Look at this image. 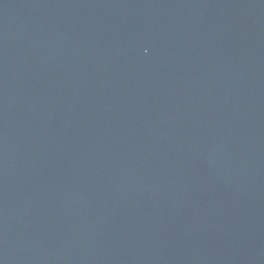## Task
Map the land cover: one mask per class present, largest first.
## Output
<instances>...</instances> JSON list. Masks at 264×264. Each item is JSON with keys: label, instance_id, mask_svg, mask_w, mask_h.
Returning a JSON list of instances; mask_svg holds the SVG:
<instances>
[{"label": "water", "instance_id": "1", "mask_svg": "<svg viewBox=\"0 0 264 264\" xmlns=\"http://www.w3.org/2000/svg\"><path fill=\"white\" fill-rule=\"evenodd\" d=\"M0 264H264V0H0Z\"/></svg>", "mask_w": 264, "mask_h": 264}]
</instances>
